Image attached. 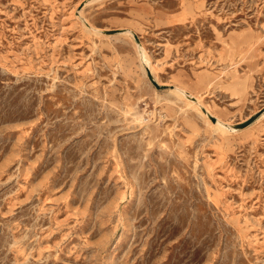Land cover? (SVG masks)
<instances>
[{"label": "rangeland", "instance_id": "rangeland-1", "mask_svg": "<svg viewBox=\"0 0 264 264\" xmlns=\"http://www.w3.org/2000/svg\"><path fill=\"white\" fill-rule=\"evenodd\" d=\"M263 112L264 0H0V264H264Z\"/></svg>", "mask_w": 264, "mask_h": 264}, {"label": "bare ground", "instance_id": "bare-ground-1", "mask_svg": "<svg viewBox=\"0 0 264 264\" xmlns=\"http://www.w3.org/2000/svg\"><path fill=\"white\" fill-rule=\"evenodd\" d=\"M123 30V29H122ZM97 32H100L99 30H96ZM124 31V30H123ZM130 31V30H129ZM142 47V46H141ZM141 52H142V59L146 65V68H148L149 72H151L153 75H154V71H153V68L151 66V62H150V58L148 56H145L144 54V48L142 47L141 48ZM155 79H156V76L154 75ZM175 90L179 93V94H182L183 96H186L188 98L191 99V101H193L198 107L199 109L205 113L209 118H211V116H214L216 117V122H215V125H217L218 127L222 128L224 131H228V130H237L232 122L229 123V122H225L223 121L220 117L216 116L210 109L207 105H205L204 103L205 102H202L201 101V98L197 97V96H194L192 93L190 94L186 89H184L183 87H175ZM193 97H196V99L194 100ZM264 114V112H263Z\"/></svg>", "mask_w": 264, "mask_h": 264}, {"label": "water", "instance_id": "water-1", "mask_svg": "<svg viewBox=\"0 0 264 264\" xmlns=\"http://www.w3.org/2000/svg\"><path fill=\"white\" fill-rule=\"evenodd\" d=\"M105 32H106V33H111L110 31H105ZM147 70H148V69H147ZM148 76H149L151 82H152L157 88H159V89H161V88H165L164 85H160V84L158 83V81H156L154 75H153L151 72H149V70H148ZM193 99L195 100L196 97H193ZM261 113H262V111H260L259 113H256L255 115L251 116V117H250L249 119H247L246 121H243V122H240V123H236V124L234 125V127H235L236 129H241V128H244V127L250 125L252 122H254V121L258 118V116H259ZM211 118H212L213 121H216V117L211 116Z\"/></svg>", "mask_w": 264, "mask_h": 264}]
</instances>
